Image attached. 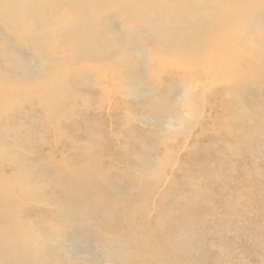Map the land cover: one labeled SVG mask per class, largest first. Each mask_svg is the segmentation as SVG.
I'll return each instance as SVG.
<instances>
[{"label": "rangeland", "instance_id": "obj_1", "mask_svg": "<svg viewBox=\"0 0 264 264\" xmlns=\"http://www.w3.org/2000/svg\"><path fill=\"white\" fill-rule=\"evenodd\" d=\"M40 29L34 26L31 30L30 25L31 32L38 34ZM128 47L139 48L132 43ZM118 50L126 54L123 48ZM260 50L257 59L246 60L252 64L249 69L230 71L221 78L188 75L191 80L177 75L160 78L163 67L152 66L149 60L155 52L140 57L128 51V60L135 61L131 66L117 64L121 61L117 53L111 61L114 68L103 72L106 84L97 83V74H92L95 71L81 70L83 65L63 68L65 80L52 88L56 93L61 86L66 88L60 104L48 106L46 112L35 102L30 117L21 118L25 123L18 116L17 122H12L15 110L0 107V223L14 241L21 239L16 249H29L24 246L34 243L41 230L37 242L44 250L49 245V250L39 252L33 247L41 261L33 264H112V251L103 250L107 241L123 240L126 234L137 232L142 234L140 245L128 247L124 243L116 249L143 253L142 261L136 257L135 264H171L176 252L169 244L175 241L174 235L182 234V240L176 242L183 241L187 248V240L194 242L197 237L201 240L196 246L206 244L202 255L188 249L191 264H257L264 257V248L258 245L250 251L256 234L250 239L255 229L250 212L264 204V137L263 141L256 139V133L264 132V52ZM167 66H173L174 72L182 71L176 63L168 62ZM36 79L49 77L38 74ZM208 103L211 109L205 107ZM165 109L178 115L161 118ZM45 121L48 128L42 130L39 124ZM169 123L172 125L167 127ZM32 131L38 141L49 143L45 158L39 155L36 144L31 150L15 140L16 135L23 140ZM24 150L28 155L21 152ZM21 153L25 156H19ZM41 159L50 166L46 172L39 164ZM8 161H14L21 172L16 174L13 169L8 173L15 184L11 192L1 178ZM229 164L236 169L230 181L229 171L224 170ZM212 177L224 185L208 186ZM226 183L236 191L231 196H240V207L232 206L226 214L220 209L218 214L214 211L224 204L227 209L228 203L221 199L227 198ZM59 191L62 212L53 204L34 202L46 194L56 197ZM206 199L213 211L203 208ZM234 211L242 213L237 225L240 231L227 222L236 221ZM46 213L49 215L42 222ZM213 217L221 228L225 221L228 225L214 229L207 223ZM161 219L164 223L160 226ZM155 224L159 240L152 233L145 238L147 225ZM173 229L179 233L173 235ZM149 238L158 240L155 246ZM211 243L225 248H207ZM126 254L134 257L130 250Z\"/></svg>", "mask_w": 264, "mask_h": 264}, {"label": "bare ground", "instance_id": "obj_2", "mask_svg": "<svg viewBox=\"0 0 264 264\" xmlns=\"http://www.w3.org/2000/svg\"><path fill=\"white\" fill-rule=\"evenodd\" d=\"M1 21L4 23L0 24V107L4 110H15L14 115L10 117L12 122H17L19 117L21 122L25 123L21 118L23 115L30 117L35 102L46 112L48 106L55 107L60 104L59 99L64 97L66 88L61 86V89L58 90L59 93L52 91V88L56 87L55 84L59 86L60 80H65L67 75L64 70L62 72V69L72 65H83L81 70L85 72L95 71L92 74H97V83L106 84L108 78L103 76V72L116 65L111 61L118 54L121 61L117 64L131 66L135 64V61L130 62L126 55L135 53L140 57H148L149 52H155L157 55H150L151 59L149 60L152 66L160 64L163 67L160 78L168 79L175 75L181 80H191L188 75L196 78H210L211 76L221 78L230 71L251 68L252 64L249 62L252 59H257V51L261 49L264 52V0H0ZM30 25L31 30L34 26L41 27L38 34L30 31ZM130 43L139 46V48L130 49L128 47ZM34 47L38 49V52L34 51ZM119 48H123L126 54H121L122 50H118ZM159 52L163 55H158ZM247 59L249 62L246 61ZM168 62L178 64L182 71L174 72L173 66H167ZM86 65L88 66L85 67ZM38 74H45L49 79L40 81L36 79ZM99 74H102L100 78ZM185 97L189 98L186 94ZM186 101L188 102V100ZM205 107L211 109L212 105L208 103ZM1 110L0 115L2 114ZM166 110H163L161 118L178 115L177 111ZM34 125L36 124L34 123ZM171 125L172 123H169L166 126L170 127ZM39 127L42 130L47 129V122H41ZM256 136V139L264 137V132L256 133ZM15 140L23 141L24 148L31 150L35 148L36 144L37 149L39 148V155L45 158L49 143L48 141H38L34 131L27 132L23 140L22 137L16 135ZM260 140L263 141L262 138ZM255 149L257 148L254 147ZM21 152L28 155L25 150ZM24 153L19 156H25ZM14 161H8L3 167L4 173L1 174L3 184H8L10 192L11 187L15 184L11 183L12 177H8V173L13 169H16V174L21 173ZM44 161L46 160L41 159L39 164L42 167L45 166L43 170L46 172L50 166ZM224 170L229 171L230 177L228 176L227 180L230 181L232 173H235L234 170H236L235 165L229 164ZM242 170L245 171L243 167ZM218 181L212 177L211 183H206L208 186H212L219 184ZM219 185H224V183ZM225 185L227 198L221 199L228 203L227 209L224 210V204L223 207L214 211L218 214L220 209L223 214H226L231 212L232 206L240 207V196L236 198L231 196L236 191L227 183ZM2 188L1 185L0 189ZM239 190L241 191L242 188L237 190L241 193ZM60 195L61 191L56 197L46 194L45 197L34 199V202L43 205L53 204L62 212L63 207L60 205H64V203L60 199ZM260 201L262 199H258L257 202ZM209 206L211 205H207V199L204 200L203 208L208 212L213 211V207L209 209ZM233 214L236 221L227 222L233 229L237 228L240 231L237 225L240 223L239 219L242 217V213L234 211ZM48 215L49 213H46L41 221L44 222ZM250 215L254 216L252 224L255 226V229L251 231L250 239L256 233L255 246L250 249L253 252L258 245L264 248V204L261 203L252 208ZM216 218L213 217L207 222L214 229L217 227L224 229L228 225L224 220L223 228H221L219 222L215 221ZM159 223L161 226L164 219H161ZM1 224L0 252L2 254L0 255V264H21L25 261H27L25 264L41 262L39 254L34 253L33 250V247H37L39 252L44 250V246L37 242L40 239L38 235L41 236L43 233L41 230L37 233L34 243L24 246L29 249L22 252L16 249L22 242L21 239L14 241L11 232L5 231ZM157 227L158 224L147 225V229L143 232L145 238H148L147 234L149 233L158 238ZM205 227L204 230H206ZM60 228L58 230H61ZM151 228L154 230H150ZM216 232L219 233V231ZM27 233L29 234L30 231L27 230ZM172 233L174 235L179 231L177 229ZM126 235L123 240L116 241L111 238L104 245L103 250L112 251L109 253L112 264H135L137 258L139 261L142 259L143 253L141 252L140 255L132 248L123 252L116 249L124 243L128 247L131 244L140 245L141 233L131 232ZM165 235L162 233V236ZM246 235H248L247 232ZM174 236L175 241L169 244V247L176 252L175 260L171 264H191L188 249L193 254L197 252L201 255L206 249V244L201 243L196 246L201 237H197L194 242L188 239L187 242L190 245L187 248L183 241L180 244L176 242V240H182V234ZM186 237L188 238V235ZM158 240H151V243L155 246ZM149 244L148 246L151 247ZM48 246H46L45 252L49 250ZM210 247L220 250L225 248L214 243H211L207 248ZM129 250L135 258L126 254ZM53 251L55 253V250ZM24 253H27L26 257L28 258H24ZM31 253L33 256H29ZM253 255L255 258L257 257L254 253ZM23 258V262L15 263ZM256 263L264 264V257L258 259Z\"/></svg>", "mask_w": 264, "mask_h": 264}]
</instances>
